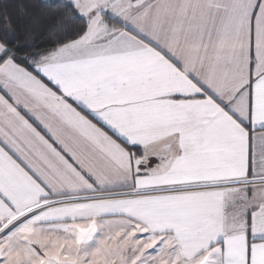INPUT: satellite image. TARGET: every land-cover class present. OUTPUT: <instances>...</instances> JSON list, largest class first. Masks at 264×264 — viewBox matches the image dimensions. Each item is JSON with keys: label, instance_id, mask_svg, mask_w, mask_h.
Returning <instances> with one entry per match:
<instances>
[{"label": "snow or ice", "instance_id": "1", "mask_svg": "<svg viewBox=\"0 0 264 264\" xmlns=\"http://www.w3.org/2000/svg\"><path fill=\"white\" fill-rule=\"evenodd\" d=\"M0 264H264V0L0 16Z\"/></svg>", "mask_w": 264, "mask_h": 264}, {"label": "trees", "instance_id": "2", "mask_svg": "<svg viewBox=\"0 0 264 264\" xmlns=\"http://www.w3.org/2000/svg\"><path fill=\"white\" fill-rule=\"evenodd\" d=\"M43 0H0V16L10 14L16 17L20 14L21 6H28L31 8L33 5L40 4ZM48 4H55L56 1L46 0ZM47 11H51L48 9ZM51 19V16L48 17Z\"/></svg>", "mask_w": 264, "mask_h": 264}, {"label": "crops", "instance_id": "3", "mask_svg": "<svg viewBox=\"0 0 264 264\" xmlns=\"http://www.w3.org/2000/svg\"><path fill=\"white\" fill-rule=\"evenodd\" d=\"M51 1H56V0H51Z\"/></svg>", "mask_w": 264, "mask_h": 264}]
</instances>
